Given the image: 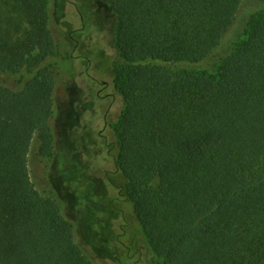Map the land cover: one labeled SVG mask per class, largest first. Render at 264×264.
I'll return each instance as SVG.
<instances>
[{
  "label": "trees",
  "instance_id": "16d2710c",
  "mask_svg": "<svg viewBox=\"0 0 264 264\" xmlns=\"http://www.w3.org/2000/svg\"><path fill=\"white\" fill-rule=\"evenodd\" d=\"M95 1L116 18L112 86L124 109L106 121L115 141L104 137L116 202L160 264H264V12L242 38L245 0ZM49 6L0 0V78L23 84H0V264H87L29 167L34 140L39 157L55 156Z\"/></svg>",
  "mask_w": 264,
  "mask_h": 264
},
{
  "label": "rangeland",
  "instance_id": "374dc122",
  "mask_svg": "<svg viewBox=\"0 0 264 264\" xmlns=\"http://www.w3.org/2000/svg\"><path fill=\"white\" fill-rule=\"evenodd\" d=\"M49 11L60 54L49 60L59 73L50 120L55 156L39 157L34 140L29 157L31 180L43 196L59 201L62 214L73 224L87 264H129L126 257L134 263L143 258L140 264H160L149 252L131 209L116 202L107 178L113 166L106 155L104 137L109 142L115 137L104 126L106 121H116L124 109L123 99L112 86L116 18L95 0H50ZM259 12H264L263 2H242L235 23L240 37H244L251 15ZM86 58L93 63L88 64ZM100 68L106 69L102 72ZM97 80L108 87L101 100L97 92L105 83L96 86ZM0 84L13 89L23 85L3 78ZM125 219L129 222L126 225Z\"/></svg>",
  "mask_w": 264,
  "mask_h": 264
},
{
  "label": "flooded vegetation",
  "instance_id": "af4514ba",
  "mask_svg": "<svg viewBox=\"0 0 264 264\" xmlns=\"http://www.w3.org/2000/svg\"><path fill=\"white\" fill-rule=\"evenodd\" d=\"M100 90L97 92V95H100ZM106 125V124H105ZM104 129H105V126H104ZM100 134H102V132L100 133Z\"/></svg>",
  "mask_w": 264,
  "mask_h": 264
}]
</instances>
